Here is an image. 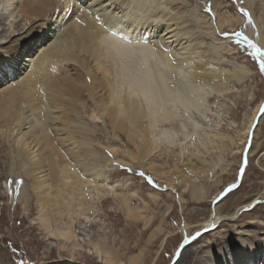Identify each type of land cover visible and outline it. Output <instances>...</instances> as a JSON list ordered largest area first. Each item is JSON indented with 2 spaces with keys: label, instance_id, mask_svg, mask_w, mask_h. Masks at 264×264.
Returning <instances> with one entry per match:
<instances>
[{
  "label": "bare ground",
  "instance_id": "6f19581e",
  "mask_svg": "<svg viewBox=\"0 0 264 264\" xmlns=\"http://www.w3.org/2000/svg\"><path fill=\"white\" fill-rule=\"evenodd\" d=\"M89 1L17 0L18 4L15 5L14 0H0V33H4L5 43H10L0 45V48H5L3 52H7L5 59H2L4 55L0 51V62L7 63L5 67H0V71L5 68L4 72H11L18 64L20 67L16 68L17 72L23 73L16 81L19 84H13L6 90L10 99L8 105L13 103L14 109L0 108V128L4 133L8 130L13 133L17 118H21V104L17 105L19 99H24L28 104L34 101L42 104L47 99L50 106L45 105L47 112L38 115L39 120H44L46 124V117L50 118L52 114L51 119L54 120L55 113L59 114L55 119L61 115L65 119L62 129L64 133L60 134L58 128L51 127L52 131L49 132L53 140L47 143L41 139L37 130L23 133L14 139L20 147L19 152L25 153L20 154L23 158L17 169L18 177L25 180L16 184L13 190L19 191L21 196L25 195V182L31 179L29 186L40 204L39 223L49 238H56L61 242V248L68 247L67 243L71 244L72 248L69 249L72 258L86 250L97 262L103 264H138L137 256L126 258L124 253L107 243L106 239L93 238L94 232L89 229L88 223L94 219L91 211L100 199L113 193L118 196L124 215L130 222L138 224L149 216L143 213L147 201L144 202L145 206L133 205L132 194L135 195L136 192L115 191L102 168L111 171L121 168L119 165L139 163L141 160L135 154L140 151L142 158L152 154L158 148L160 140L175 144L178 131L164 126L173 123L180 111L186 115L180 121V127L186 128L192 119L190 112L204 108L208 91H216L222 95L224 88L227 91L230 89L226 77H233L235 80L247 78L249 70L246 66L234 68L229 74L224 68L214 69L208 65L222 61H219L221 55L218 49L236 53L232 46L227 43L216 46L212 55L207 56L204 49H200L203 39L195 36L196 29L202 24L207 25L206 33L216 36L220 29H236L244 18L236 13H221L220 5L218 8L215 6L217 10L215 7L212 9L213 15L209 18H195L192 13L188 18V11L174 6L176 0H151L154 5L150 7L149 4L145 6L144 0H108V3L106 0H92L88 3ZM250 6L256 11L254 1L250 2ZM75 11L78 12L76 15ZM252 14L254 15L253 11ZM21 16L24 18L23 22L18 19ZM68 20V25L74 24L75 28L63 27ZM18 21L19 24L11 29ZM18 26L20 28L17 31ZM258 26L256 35L248 26L242 32L264 47V33L259 23ZM53 31L57 34L53 35ZM161 31L163 34L160 36ZM50 36L54 38L47 42ZM241 42L247 45L243 40ZM22 54H27V58L24 59L26 56ZM20 58L24 61L21 62ZM25 61H28L27 64ZM60 68H65L64 74L60 73ZM70 69L73 71L68 72ZM11 75L15 73L12 72ZM84 90L86 96L95 101L100 111L106 114L107 121L114 128L126 127L128 137L138 146L135 147L136 151L139 148L138 153L121 149L124 153L122 159L105 158V163L99 160L101 155H98V147L93 144L92 139L94 130L89 129L76 107V100L84 94ZM262 104L264 100L256 105L243 128L233 137L225 135L230 138L227 149L230 147L232 154L242 152L247 160L253 155L255 149L250 143L257 135L258 120L263 115L259 110ZM95 109L92 115L94 121L98 122L102 115ZM6 111L10 114L6 115ZM73 113L74 120H70ZM48 127L43 131L48 132ZM215 132V139L205 136V140H200L203 149L196 147L192 157H184L182 146V161L176 162L169 170H160L154 174L160 179L165 178L169 184L175 181L177 185L184 186L183 192L191 187L192 199L198 203L206 201L211 197V189L207 185H200V180L204 178L205 182H210L228 169L221 165L226 149L222 139L227 137H223L219 131ZM229 141L227 138V143ZM55 144L65 154V159L60 161L52 156ZM106 148L109 152L118 154V147L110 145ZM217 149L220 152L218 161L212 163L201 160L205 158V153L212 154ZM46 153L50 156L46 157ZM246 165L243 158L241 167L244 170ZM179 166L182 168L176 170ZM219 167L221 172H217ZM45 170L47 174L43 173ZM242 175L239 171L238 179L230 182L229 186L239 185ZM150 198L157 200L160 197L151 192ZM215 198L216 196L213 200ZM251 204L238 206L230 215L222 214L219 204H214L217 208L200 225L215 228L219 222L237 219L240 212ZM58 218L67 220L59 222ZM187 227L190 226L185 223L184 228ZM161 231L162 226L158 225L154 232L157 234ZM258 249L264 251V247L255 248L253 244L245 242L224 252L214 251L212 258L217 264H255V260L258 262L255 257ZM0 255L4 253L0 251Z\"/></svg>",
  "mask_w": 264,
  "mask_h": 264
},
{
  "label": "rangeland",
  "instance_id": "374dc122",
  "mask_svg": "<svg viewBox=\"0 0 264 264\" xmlns=\"http://www.w3.org/2000/svg\"><path fill=\"white\" fill-rule=\"evenodd\" d=\"M144 1H146V3L144 2L146 7L148 4L149 7L150 5H154L151 0V2L149 0ZM251 1H254L256 11L250 6ZM106 2L108 3L109 1L106 0ZM106 2L105 4H107ZM14 4H18L17 0H14ZM218 5L221 6L219 8L221 13H236L244 18V20L234 30L228 28L220 29L216 36L206 33L205 29L207 25L202 24L201 27L196 29L197 33L195 34V36H200L199 38L204 41L200 49H204L205 54L210 56L216 46L229 44L237 52L230 53L218 49L219 55H221L219 61H222H220L221 63H211L212 65L208 64L209 67L214 69L224 68L228 70L226 73L231 74L235 70L234 68L243 65L249 70V75L242 80L226 77L227 79H225L230 89L227 91L224 88L222 95L216 91H208L204 108L201 111L192 110L193 113L192 111L190 112L192 119H190L186 128L180 127V121L186 116L183 111H180V115H178L173 123L164 126L165 128H174L178 131V139L176 138L175 144L160 140L155 152L142 158L141 154H139L140 151H138L139 148L137 149L139 153L136 151L137 144L128 137L126 127L114 128L110 121H107L106 114L100 111L95 101H91L86 96L85 90L84 94L76 100V107L80 110V117L87 122L89 129L94 130L92 139L93 144L98 147V155H101L100 159L98 158L100 161L105 163V158L108 160L109 158L122 159L124 153L121 149L135 151L138 153L135 154V157L141 160L139 163L135 162L131 165H124L125 167L116 168L111 171L104 168L102 170L105 172L109 184H113L115 191L118 189L117 191L125 193L136 192L135 195L132 194L133 205L143 206L144 204L145 206L144 202L147 201V207H145L147 210L144 209L143 213L144 215H149L148 218L140 221L138 224L133 221L130 222L124 215L118 196L113 193L104 196L97 202L96 207L91 211L94 219L91 223H88L89 229L91 232H94L93 238H98V240L106 239L107 243L112 244L124 253L126 258L128 256H137L140 264H217L212 258L214 251L221 250L224 252L231 247L243 245L245 242L253 244L255 248L264 247V244H262L264 243V223L261 224V222H264V153H262L264 152V112L260 120L257 119V135L252 138L250 143L255 150L253 155L248 157L246 169L240 178L239 185L237 184L229 191H225L229 189L230 182L238 179L244 158V153L232 154L230 147L227 149V146L230 144L228 136L235 135L239 129L243 128L252 110H254L259 102L264 100V73L259 71V61L257 58L251 56L252 51L246 44L242 42L237 43V39L233 35H221L224 32L244 31L246 26L250 30H253L256 35L259 28L258 23L261 25V31L264 33V0H240V2L237 0H176L174 6L188 11V18L191 13L196 16L195 18H201L202 16L209 18L213 15L212 9L215 6L218 8ZM174 6L173 8H175ZM209 7L211 11L208 10ZM95 8H98V6H95ZM227 8H230V10ZM240 8L247 9L252 18V24L246 23L247 18L243 13L239 12ZM77 11H80V9ZM77 13L75 11V15ZM22 18L23 16L18 17V19H21L20 22H23L24 18ZM190 21L189 23H191ZM69 23L68 20L67 24L63 25V27H66V29L75 28L74 24L68 25ZM18 24L19 21L13 24L11 29ZM19 28V26L16 28L17 31ZM3 34V32L0 33V43H5L6 41ZM56 34L57 32L53 31V35ZM162 34L163 31L160 32V36ZM245 34L247 35L248 31ZM248 37L252 38L249 35ZM50 38L47 39V42H51L54 37L50 36ZM196 39L197 37L194 38V41ZM9 44L0 45L5 46ZM4 49L0 48V51L4 55L2 59H5V53H7L3 52ZM22 55L24 56V54ZM25 56L24 59L27 58V54ZM20 60L21 62L24 61L23 58H20ZM27 62L25 61V64ZM6 65L7 63L3 61L0 67H5ZM17 67L19 68L20 66L17 64ZM72 67L75 68L74 65ZM16 68L12 69L11 72L9 70L8 72H4L6 71L5 68H2L0 71V108L14 109L13 103L8 105L10 99L7 97L6 90L13 84H19L16 81L23 73L17 72ZM64 71L65 68H60L61 74H64ZM72 71L73 69L68 70V72ZM12 72L15 75H11ZM20 104L19 117L21 118H17L13 126V133H10L9 130L4 133L0 128V251L4 253V255H0V264H103L97 262L86 250H82L80 255L77 254L76 257L72 258L69 249L72 248L71 244L67 243L68 247L63 249L60 247L61 242L59 240L49 238L46 235V230L43 229L44 227L39 223L38 219L40 204L36 201L37 198L29 186L31 179L25 182L27 185L26 190H24L26 192L25 195L21 196L19 191L13 190L16 184L25 180L23 177H18L17 175L20 160L23 158L21 155L25 153L24 151L21 152L22 154L19 152L20 147H18L19 145L17 146L14 139L23 133L37 130L44 142H52L53 137L49 130H51V127L58 128L57 131L62 134L64 133L62 129L65 122V119L61 115L55 119L56 116H59L57 113L54 114L55 116L53 115L55 121L53 118L51 119L52 114L50 118L46 117V124H44V120H39L40 116L38 115L47 112L45 105L50 106L47 99H44V103L42 104L38 101L28 104L24 99H19L17 105L19 106ZM79 104L82 106H79ZM94 109L101 112L100 114L102 115L98 122L94 121L92 115ZM22 113L24 114L21 115ZM5 114L10 113L6 111ZM74 116L73 113L70 120H74ZM195 121L197 124H195ZM1 122L3 123L4 121L1 120ZM51 124L52 126H50ZM47 126H49L48 132L45 131ZM44 128L45 130L43 131ZM217 131L223 137L228 135L225 137L228 138L229 143H227V138H224L225 140L222 139L226 149L223 152V160L221 161V165L228 169L226 173H220L215 180L210 182H205L204 178L200 180V185H207L211 189V197L206 201L198 203L192 199L191 187L186 192H183L184 186L177 185L178 183L175 181L169 184L165 178L160 179L158 175L154 174V172H160V170H169L170 167H174L176 162L182 161L183 155L180 153L182 146H184V157H192L193 150L196 147L203 149L200 140H205L207 136L212 138L214 132L217 133ZM16 132L19 134L17 133V135ZM110 145L119 148H117L119 150L118 154H114L112 151L109 152L106 147ZM53 151L55 152H52L53 157L56 156L60 161L65 159V154H62L57 144H55ZM214 151L213 155L205 153V158L201 160L205 162L207 160L212 163L218 161L219 149ZM45 156L48 157L50 155L46 153ZM220 167L217 169V172H221ZM181 168L179 166L176 170H180ZM46 170L43 172L44 174H47ZM44 176L48 177L47 175ZM149 177L151 180H149ZM151 192L156 193L160 198L153 200L150 198ZM215 196L216 198L213 200ZM25 199L26 201L29 200V202H26ZM250 202L252 204L244 208L237 219L219 222L215 228H208L203 224L200 225L204 219L207 220L210 213L217 208L218 204L222 214L230 215L238 206L249 204ZM214 204L217 206L214 207ZM26 207L27 209H25ZM58 219L60 222L61 219ZM65 220L67 219H62L61 221ZM256 220H259V222H253ZM147 221H150V223ZM185 223L190 226L187 227L188 229L184 228ZM158 225L162 226V231L156 234L154 231ZM150 236L153 237L150 238ZM262 252H264L262 249H258L255 255L258 262L255 260V264H264V253ZM72 259L73 261H71Z\"/></svg>",
  "mask_w": 264,
  "mask_h": 264
},
{
  "label": "snow or ice",
  "instance_id": "6c2138e0",
  "mask_svg": "<svg viewBox=\"0 0 264 264\" xmlns=\"http://www.w3.org/2000/svg\"><path fill=\"white\" fill-rule=\"evenodd\" d=\"M208 10L211 11V8L209 7ZM239 12L243 13L244 16L247 18L246 19V23L247 24H252L253 23L251 15L247 11V9L240 8ZM221 35H224V36L234 35L237 38V43H240L241 40L246 42L248 48L252 49L251 56L257 58V60L259 61V71L264 73V47H261L258 44H256L255 42H253L251 39H249L247 36H245L242 31H235L233 33L224 32V33H221ZM259 110L261 112H264V104L261 105ZM109 155H111V153H109ZM244 163L245 164L247 163V157L246 156H244ZM119 166L120 167H125L124 165H119ZM129 171H131V169H129ZM243 172H244V168L241 167L240 168V173L243 174ZM141 174L143 175V173H141ZM149 180H151L150 177H149ZM235 186H236L235 184L230 185L229 189H226L225 191H229L231 188H233ZM221 195H223V193H221Z\"/></svg>",
  "mask_w": 264,
  "mask_h": 264
}]
</instances>
